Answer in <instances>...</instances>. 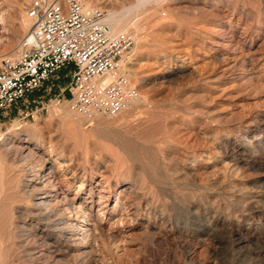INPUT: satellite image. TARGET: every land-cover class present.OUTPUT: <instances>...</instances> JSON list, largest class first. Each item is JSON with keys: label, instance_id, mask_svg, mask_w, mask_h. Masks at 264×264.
Instances as JSON below:
<instances>
[{"label": "rangeland", "instance_id": "obj_1", "mask_svg": "<svg viewBox=\"0 0 264 264\" xmlns=\"http://www.w3.org/2000/svg\"><path fill=\"white\" fill-rule=\"evenodd\" d=\"M30 1L0 0V60L27 35ZM86 1L125 14L139 99L116 117L78 115L67 95L48 112L0 113V264H264V0ZM27 138L57 157L88 240L30 215L23 164L5 148Z\"/></svg>", "mask_w": 264, "mask_h": 264}, {"label": "built area", "instance_id": "obj_2", "mask_svg": "<svg viewBox=\"0 0 264 264\" xmlns=\"http://www.w3.org/2000/svg\"><path fill=\"white\" fill-rule=\"evenodd\" d=\"M25 13L27 35L0 60V113L31 104L40 105L35 114L48 112L52 100L67 95L74 113L116 117L138 100L127 77L133 39L110 36L102 9H86L80 0H31Z\"/></svg>", "mask_w": 264, "mask_h": 264}, {"label": "bare ground", "instance_id": "obj_3", "mask_svg": "<svg viewBox=\"0 0 264 264\" xmlns=\"http://www.w3.org/2000/svg\"><path fill=\"white\" fill-rule=\"evenodd\" d=\"M80 1L83 3V5L85 6L86 9L92 8V3H90L86 0H84V1L80 0ZM151 1H158V0H139V6L144 5L145 3L151 2ZM139 6L136 5L135 7H133V10H134V8L135 9L137 7L139 8ZM22 16H23V14H22ZM125 18H126V16L123 13H118L116 15L109 14L105 17L106 24L109 28L110 36H117L119 34L125 33V28H126L125 27ZM0 21H1V19H0ZM22 21H23V23L20 26L19 30L22 33L23 32L25 33V31H27L28 28L30 29L31 22H30V20L27 19V16H26L25 20H22ZM127 77L129 80L134 78L133 75L130 74V72H128ZM137 101L138 100H136L126 111L132 109V107L135 104H137ZM139 104H141V103H139ZM51 109L55 112L61 111L60 107H55V108L52 107ZM126 111H124V112H126ZM69 116H71L70 118H73L72 115H69ZM5 148L8 152H10L14 156L13 157L14 159L16 158L19 162H21V164H23L22 165L23 166L22 171L24 172V175L21 178L22 179V188L28 197L25 204H29L31 206L33 211L29 212L30 215L35 218L37 223H40L43 226L45 233L50 232V234L56 235L57 238H63V239L67 238V239L72 240V238H74V239L78 238V240H80L81 242L88 240L89 236L87 234V229L86 228L81 229L80 225H78V226H75V225H76V220L79 216L81 217L80 220H82L84 222L86 220L87 216L89 217L90 215H89V213H87L86 208L84 207V205L82 203L78 207H76V204L74 203V199L70 200L68 198L67 193L64 190L60 189L59 184L61 183V180H60L59 176L57 175L59 170L57 172L51 171V168L54 165V163L56 161H58L57 157L55 155H53L52 153H47L48 154L47 155L45 153V151L43 150V147L40 144V142L36 141L33 144V141H31L30 138L22 139V140H18V141H11V139H10V141L5 144ZM59 165H61L60 168H62V167L67 168V166H68L67 164L65 165L64 162L59 163ZM17 175H18V173H17ZM0 183H2V182L0 181ZM18 183H19V181H18ZM1 188L3 189L2 185H1ZM15 189H14V191H15ZM0 197H1V194H0ZM0 199H2V198H0ZM20 202L23 203V201H20ZM24 202H25V200H24ZM9 204H6V205H9ZM56 204L61 205V209L59 211H58V209L56 210L54 208V206ZM9 206H7V208ZM4 208H5V206H4ZM10 209H5V210L9 211ZM5 210L1 209V211H0V216H1L0 217V225H1V227L3 226V228L5 227L3 222H5V223L7 222L6 216H5V220L3 219L4 214H6L8 212L7 211L6 213H4ZM89 210H90V208H89ZM9 215H10V213L7 215V217ZM16 226H19V225H16ZM75 227H76V231H73L74 233H72L71 229H73ZM1 230L3 231L2 228H0V231ZM13 230H11V231H13ZM21 230H23V229H21ZM4 232H2V233H4ZM2 233H0V234H2ZM79 233H81V234L78 235ZM3 235H5V234H3ZM47 235L48 234H46L44 236H47ZM44 236L42 234L41 235L35 234V237L38 238L40 241H43V243L46 242V240H45L46 238ZM50 238H51V236H50ZM45 245H47V244H45ZM7 255H8V253H7ZM0 260H1V258H0Z\"/></svg>", "mask_w": 264, "mask_h": 264}]
</instances>
